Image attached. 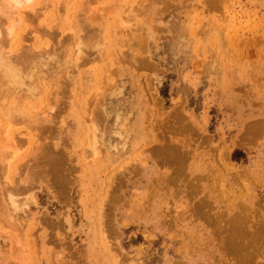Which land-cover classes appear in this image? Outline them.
Segmentation results:
<instances>
[{"label":"rangeland","instance_id":"obj_1","mask_svg":"<svg viewBox=\"0 0 264 264\" xmlns=\"http://www.w3.org/2000/svg\"><path fill=\"white\" fill-rule=\"evenodd\" d=\"M24 1L0 0V264H264V0Z\"/></svg>","mask_w":264,"mask_h":264},{"label":"bare ground","instance_id":"obj_2","mask_svg":"<svg viewBox=\"0 0 264 264\" xmlns=\"http://www.w3.org/2000/svg\"><path fill=\"white\" fill-rule=\"evenodd\" d=\"M24 2L27 3V4H29V3L32 2V0H25ZM81 2H82V1H81ZM14 3H15V5H18V4L20 3V0H14ZM151 3H152V2H151ZM22 4H23V2H22ZM22 4H21V5H22ZM80 5H81V4H80ZM79 7H80V6H79ZM79 7H78V8H79ZM85 7H86V6H85ZM87 9H88V8H87ZM8 10H9V9H8ZM10 10H11V9H10ZM79 11H80V10H79ZM92 15H93V14H92ZM84 17H85V16H84ZM88 17H89V16H88ZM3 19H4V18H3ZM131 19H132V18H131ZM1 20H2V19H1ZM4 21H5V20H4ZM2 23H3V22H2ZM76 23H77V22H76ZM86 23H87V22H86ZM147 23H148V22H147ZM4 24H5V23H4ZM77 26H78V24H77ZM94 26H96V25H94ZM96 27H97V26H96ZM5 31H6V30H5ZM5 31H4V32H5ZM9 31H10V30H9ZM11 31H12V30H11ZM5 34H6V33H5ZM73 34H74V33H73ZM79 34H80V33H79ZM183 37H184V36H183ZM82 40H83V39H82ZM77 41H78V40H76V43H75V44H77ZM145 41H146V40H145ZM81 43H82V42H81ZM221 43H222V42H221ZM179 46H180V45H179ZM78 47H79V46H78ZM75 48H76V47H75ZM135 48H136V47H135ZM176 48H177V47H176ZM77 52H78V49H77ZM77 52H76V53H77ZM78 53H80V52H78ZM78 53H77V55H78ZM52 56H53V55H52ZM81 57H82V56H81ZM6 59H7V58H6ZM8 59H9V58H8ZM4 60H5V59H4ZM7 61H8V60H7ZM10 61H11V60H10ZM6 64H7V63H6ZM6 64H5L4 66H6ZM8 64H9V63H8ZM8 64H7V65H8ZM6 67L10 70V73H11L12 70L15 71V69L12 68V67H10V65H9V66H6ZM20 67H21V66H20ZM10 68H11V69H10ZM19 70H20V69H19ZM6 71H7V70H6ZM15 72H16V71H15ZM11 74H12V73H11ZM17 75H18V73H17ZM19 76H20V75H19ZM11 79H12V78H11ZM14 79H15V80H14V83H15L14 86L21 88V86H24V85H25V84H24L25 81H24V77H23V76H20V77H18V78L15 77ZM32 84H33V83H32ZM34 84H35V83H34ZM32 86H33V85H32ZM34 86H35V85H34ZM25 87H26V86H25ZM38 89H39V87H38ZM27 90H28V89H26V90H24V91H27ZM33 91H34L33 88L30 87V89H29V92H30V93H29V94H31V92L33 93ZM27 92H28V91H27ZM35 92H37V91H35ZM80 92H81V91H80ZM24 94H25V93H24ZM33 95H34V94H33ZM33 95H29V96H32V98H33ZM50 95H51V94H50ZM26 97H27V96H26ZM98 97H99V96H98ZM18 98H19V97H18ZM4 99H5V97H4ZM4 99H3V100H4ZM38 99H39V98H38ZM0 100H2V98H1ZM97 100H98V99H97ZM16 101H17V100H16ZM3 102H4V101H3ZM0 103H1V102H0ZM36 103H37V102H36ZM104 104H105V103H104ZM54 106H55V105H54ZM102 107H103V106H102ZM105 108H106V107H105ZM13 110H14V109H13ZM33 111H34V110H33ZM92 112H93V111H92ZM0 113H1V112H0ZM115 114H116V115H115V118H116L115 120L117 121V120L119 119V116H120L121 113H117V112H116ZM106 115H107V114H106ZM1 116H2V115H1ZM22 116H23V115H22ZM25 116H26V115H25ZM108 116H109V113H108ZM10 117H11V116H10ZM27 118H28V117H27ZM32 118H33V117H32ZM2 119H3V118H2ZM29 119H30V118H29ZM24 120H25V119H24ZM49 120H50V119H49ZM2 121H3V120H2ZM26 121H27V120H26ZM112 121H113V120H112ZM115 123H116V122H115ZM34 125H35V124H34ZM113 125H115L114 122H113ZM114 128H117V129H114ZM4 129H5V128H4ZM28 131H29V130H28ZM95 131H96V130H95ZM95 131L93 132L91 138H92L93 145H94V147L92 146V147L94 148V149H93V153H94V154H97V152L99 151L98 149H100V148H99L98 146H97L98 149L95 148L96 145H97V142H98V141L96 142V138H95V136H97V135L95 134ZM119 131H120V129L118 130V127H117V126H116V127L114 126L113 129H112V128L110 129V133H112V134H114V135L117 134L118 136L120 135L119 137L121 138V136H122V135H121V131H120V133H119ZM107 132H108V131H107ZM100 133H101V135H105V134L103 133V129L101 130ZM115 133H116V134H115ZM118 133H119V134H118ZM99 136H100V135H99ZM100 138H101V137H100ZM110 140H111V139H110ZM90 141H91V140H90ZM92 141H91V142H92ZM101 141H102V143H101ZM101 141H100L101 144H99V145L106 146V149H107V150L116 149V142H115V140H114V142L111 141V142H112V143H111L109 140H107V139L105 140V139L101 138ZM105 143H106V145H105ZM95 144H96V145H95ZM121 144H122V143H121ZM119 145H120V144H119ZM125 145H126V144L124 143V146H125ZM56 147H57V146H56ZM121 147L123 148V146H121ZM1 148H3V147H1ZM1 148H0V149H1ZM97 150H98V151H97ZM91 151H92V150H91ZM0 153H1V152H0ZM6 153H7V152H6ZM0 155H2V154H0ZM91 155H92V154H91ZM5 156H9V155L6 154ZM5 156H4V157H5ZM4 157H3V158H4ZM3 160H4V159H3ZM85 161H86V160H85ZM21 166H22V165H21ZM18 168H19V167L17 166V169H18ZM20 168H21V167H20ZM14 170H15V169H14ZM172 170H173V169H172ZM15 171H17V170H15ZM20 171H21V169H20ZM15 173H16V172H15ZM17 174H18V173H17ZM17 174H16V175H17ZM185 175H186V174H185ZM68 176H69V175H68ZM12 177H13V176H12ZM191 177H192V176H191ZM191 177H190V178H191ZM26 178H27V177H26ZM192 179H193V177H192ZM195 182H196V181H195ZM199 183H200V182H199ZM119 184H120V183H119ZM14 188H15V187H14ZM4 190L6 191V188H5ZM9 191H10V189H9ZM9 191H6V192H9ZM1 193H2V192H1ZM13 193H14V192H13ZM29 193H30V192H29ZM10 194H11V193H10ZM7 195H8V194H7ZM7 195H6V196H7ZM5 199H6V198H5ZM9 199H10V198H9ZM26 200H27V199H26ZM28 201H29V200H28ZM30 201H31V200H30ZM34 201H35V200H34ZM11 204L14 206V208H15L16 210H17V208L19 207V204H17L16 200H15L14 198H12V197H11ZM24 205H25V204H23V206H24ZM20 206H21V205H20ZM19 208L21 209V207H19ZM20 209H18V210H20ZM26 209H27V208H26ZM26 209H25V210H26ZM23 210H24V209H23ZM27 211H28V210H27ZM102 215H103V214H102ZM10 217H11V216H10ZM13 221H14V220H13ZM16 221H17V220H16ZM102 225H103V224H102ZM2 227H3V226H2ZM18 227H19V226H18ZM20 227H21V226H20ZM21 228H22V227H21ZM22 229H23V228H22ZM16 230H17V229H16ZM227 232H228V231H227ZM232 233H233V232H232ZM19 236H20V235H19ZM113 241H114V240H113ZM107 246H108V245H107Z\"/></svg>","mask_w":264,"mask_h":264},{"label":"clouds","instance_id":"obj_3","mask_svg":"<svg viewBox=\"0 0 264 264\" xmlns=\"http://www.w3.org/2000/svg\"><path fill=\"white\" fill-rule=\"evenodd\" d=\"M19 6H21V5H19Z\"/></svg>","mask_w":264,"mask_h":264}]
</instances>
